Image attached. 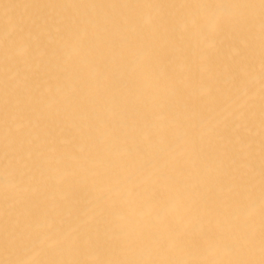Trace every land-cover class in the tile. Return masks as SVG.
I'll list each match as a JSON object with an SVG mask.
<instances>
[{
    "label": "bare ground",
    "instance_id": "6f19581e",
    "mask_svg": "<svg viewBox=\"0 0 264 264\" xmlns=\"http://www.w3.org/2000/svg\"><path fill=\"white\" fill-rule=\"evenodd\" d=\"M0 264H264V0H0Z\"/></svg>",
    "mask_w": 264,
    "mask_h": 264
}]
</instances>
